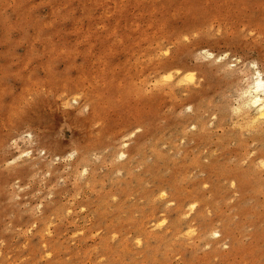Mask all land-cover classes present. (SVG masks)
I'll return each mask as SVG.
<instances>
[{
	"label": "rangeland",
	"instance_id": "obj_1",
	"mask_svg": "<svg viewBox=\"0 0 264 264\" xmlns=\"http://www.w3.org/2000/svg\"><path fill=\"white\" fill-rule=\"evenodd\" d=\"M258 73L264 0H0V264H264Z\"/></svg>",
	"mask_w": 264,
	"mask_h": 264
},
{
	"label": "bare ground",
	"instance_id": "obj_2",
	"mask_svg": "<svg viewBox=\"0 0 264 264\" xmlns=\"http://www.w3.org/2000/svg\"><path fill=\"white\" fill-rule=\"evenodd\" d=\"M251 84H252V87L250 88V91L247 92V94H249V95H246V96H249V98L246 97L248 99L247 104L251 105V107L252 106L254 107V109L257 111L256 115L258 116L259 119L264 120V100H263L264 98H262L263 97L262 92H264V79L262 78L260 73H258L255 80H253V82ZM244 100H245V98H244ZM257 116H256V118H257Z\"/></svg>",
	"mask_w": 264,
	"mask_h": 264
}]
</instances>
